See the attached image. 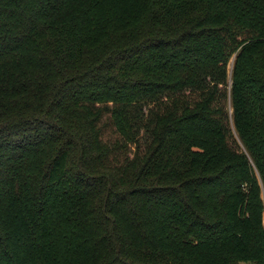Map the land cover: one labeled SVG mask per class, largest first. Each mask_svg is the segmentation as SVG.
Returning a JSON list of instances; mask_svg holds the SVG:
<instances>
[{
  "label": "trees",
  "instance_id": "obj_1",
  "mask_svg": "<svg viewBox=\"0 0 264 264\" xmlns=\"http://www.w3.org/2000/svg\"><path fill=\"white\" fill-rule=\"evenodd\" d=\"M0 264H264V0H0Z\"/></svg>",
  "mask_w": 264,
  "mask_h": 264
},
{
  "label": "rangeland",
  "instance_id": "obj_2",
  "mask_svg": "<svg viewBox=\"0 0 264 264\" xmlns=\"http://www.w3.org/2000/svg\"><path fill=\"white\" fill-rule=\"evenodd\" d=\"M228 68H229V74H231V70H232V60L230 61Z\"/></svg>",
  "mask_w": 264,
  "mask_h": 264
}]
</instances>
